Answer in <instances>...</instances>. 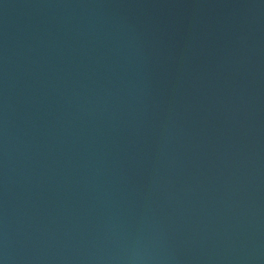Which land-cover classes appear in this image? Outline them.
I'll return each instance as SVG.
<instances>
[{
	"label": "water",
	"instance_id": "95a60500",
	"mask_svg": "<svg viewBox=\"0 0 264 264\" xmlns=\"http://www.w3.org/2000/svg\"><path fill=\"white\" fill-rule=\"evenodd\" d=\"M0 264H264V0H0Z\"/></svg>",
	"mask_w": 264,
	"mask_h": 264
}]
</instances>
